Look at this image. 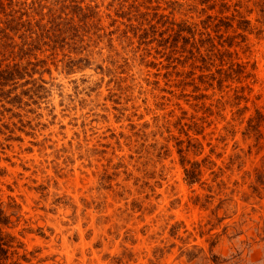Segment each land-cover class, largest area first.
Listing matches in <instances>:
<instances>
[{
  "label": "rangeland",
  "instance_id": "rangeland-1",
  "mask_svg": "<svg viewBox=\"0 0 264 264\" xmlns=\"http://www.w3.org/2000/svg\"><path fill=\"white\" fill-rule=\"evenodd\" d=\"M262 2L0 0L14 260L264 264Z\"/></svg>",
  "mask_w": 264,
  "mask_h": 264
},
{
  "label": "trees",
  "instance_id": "trees-1",
  "mask_svg": "<svg viewBox=\"0 0 264 264\" xmlns=\"http://www.w3.org/2000/svg\"><path fill=\"white\" fill-rule=\"evenodd\" d=\"M226 6H227L226 4L222 5L223 8H226ZM236 7H237V5H236ZM261 9H262V11H264V0L261 4ZM236 12L238 13V10H236ZM206 22L210 23V25H213V28L215 29V32L217 35L221 31L222 27H225L226 32L229 29L233 28L232 24H229L228 22H224V20L218 19L217 17L208 16ZM242 23H245L246 25L249 24L248 21H243L239 24L240 28L242 27ZM208 27H209V25H208ZM243 27H244L243 29L246 31L248 26H243ZM218 38H219L218 44H230V45H232V44H242L245 42V37L243 35L241 36L242 40L240 42H235L236 37L231 38V39L222 40L223 35H221V34L218 35ZM206 42L208 44H214L215 40H213L209 37L206 40ZM188 178L190 179V181H194V179H195L194 172L190 173L188 175ZM10 224H11L10 216H7L4 213V211L2 209H0V264H19L18 260H14V258L17 257L18 249L21 248V246H19V243L17 242L14 235H12L11 233H8L4 230ZM23 258L26 259L25 257H23ZM214 263L218 264L217 258H216Z\"/></svg>",
  "mask_w": 264,
  "mask_h": 264
}]
</instances>
